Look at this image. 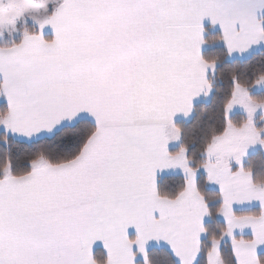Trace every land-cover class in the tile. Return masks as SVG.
Listing matches in <instances>:
<instances>
[{
	"label": "snow or ice",
	"instance_id": "1",
	"mask_svg": "<svg viewBox=\"0 0 264 264\" xmlns=\"http://www.w3.org/2000/svg\"><path fill=\"white\" fill-rule=\"evenodd\" d=\"M0 264H264V0H0Z\"/></svg>",
	"mask_w": 264,
	"mask_h": 264
}]
</instances>
